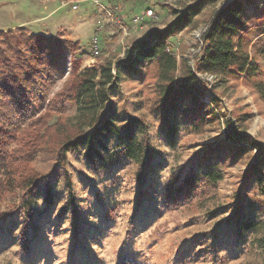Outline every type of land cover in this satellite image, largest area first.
<instances>
[{
    "label": "rangeland",
    "instance_id": "rangeland-1",
    "mask_svg": "<svg viewBox=\"0 0 264 264\" xmlns=\"http://www.w3.org/2000/svg\"><path fill=\"white\" fill-rule=\"evenodd\" d=\"M231 1L207 5L195 17L193 28L184 27L169 39L180 67L177 81L184 62L195 66L202 35L215 11ZM239 1L245 5L246 28L241 34L246 49L264 71L260 56L264 0ZM198 2L0 0V33L16 35L24 30L27 38L60 36L79 43L90 54L78 65L54 45L51 54L43 55L45 61L64 59L61 72H53L47 92V101L62 95L51 108L49 125L76 116V104L68 91L76 73L110 63L114 74L120 73V83L111 93L108 119L118 126L131 121L146 125L153 154L152 169L140 193L137 165L132 160L119 159L102 168L87 158L92 147L109 157L101 144L113 150L115 136H94L91 129V141L67 152L65 170L56 155L40 153L17 173L43 176L35 191L32 220L25 227V210H21L0 223V264H120L122 256L138 264H215L217 258L223 264H264V250L258 244L264 233V194L257 189V179L264 180V100L253 84L244 76L217 83L213 76L198 75L203 93L200 102L206 106L199 113L203 120L182 116L188 119L182 121L186 131L172 148L156 112V68L137 64L131 73L121 68L133 60L140 42L152 41L154 31H165L177 23L184 9ZM257 81H264V72ZM238 149H247V153ZM210 159L224 174L217 188L204 195L200 191L192 200L182 199L178 206L170 203L165 194L171 178L177 175L182 183L193 167L200 178ZM12 200L7 197L1 208L13 205ZM240 222L255 223V227L246 231ZM26 243L28 250L23 248Z\"/></svg>",
    "mask_w": 264,
    "mask_h": 264
},
{
    "label": "trees",
    "instance_id": "trees-1",
    "mask_svg": "<svg viewBox=\"0 0 264 264\" xmlns=\"http://www.w3.org/2000/svg\"><path fill=\"white\" fill-rule=\"evenodd\" d=\"M219 1L200 0L195 6L184 9L177 23L165 31H154L153 40L140 42L133 60L131 61V57L129 63L121 67L128 73L133 72L137 64L156 68L159 95L156 112L160 114L163 134L172 148L176 147L182 131H186L182 121L188 119H183L182 116L195 120L200 117L199 113L204 107L206 108L205 104L200 102L203 93L198 87L201 82L198 75L213 76L217 83H225L228 78L238 79L244 76L264 100V81H257L264 71L253 61L246 49L241 34L246 28L243 19L245 5L239 0H232L215 11L202 35L195 66L184 62L182 77L177 81L176 73L180 67L175 52L168 44L169 39L184 27L193 28L195 17L201 14L207 5H214ZM25 32L19 30L16 35L9 32L0 33V223L21 210H25V227L28 220H32L31 209L35 203V191L43 176H18L21 168L30 166L40 153L47 151L56 155L60 166L65 170L67 152L89 141L92 138L91 129H94V136H115L117 145L109 151L105 144H101L102 149L109 155L108 161L93 147L87 158L94 165L100 164L102 168L114 164L119 159L132 160L137 165L136 179L141 186L140 193H144L153 157L147 126H139L135 121L118 126L108 119L112 109L111 93L119 88L120 73L115 75L110 63L76 73L68 89L76 104V116L66 119L60 117L59 122L49 125L53 112L51 108L62 95L47 101V92L53 82V72H61L64 59L51 57L45 61L43 55L47 52L51 54L54 45L63 50V55L69 53L78 65L90 54L84 52L79 43L67 41L63 37L30 35L27 38ZM260 53V56L264 57V49L260 50ZM176 84L179 86L175 87ZM200 119L203 120V116ZM227 123L230 125L229 121ZM254 146L260 149L258 144ZM240 150L247 153V149H238V152ZM238 152L235 155L238 156ZM213 161L210 159L208 165L203 167L206 173H201L200 178L195 175L194 167L191 169L192 174L182 183L180 177L174 175L166 189L167 200L178 206L182 199L192 200L200 191H203L204 195L215 190L224 179V174ZM257 180V189L264 194V180L262 177ZM67 189L72 197L74 190L70 181L67 183ZM7 197H13L14 204L1 208ZM17 202L23 204V208L19 207L20 204L17 206ZM243 223H239L243 225V230L249 231L255 227V223ZM258 242L264 250V233ZM23 248L28 250L27 243ZM223 263L224 260L216 259L215 264ZM120 264L138 263L122 256Z\"/></svg>",
    "mask_w": 264,
    "mask_h": 264
},
{
    "label": "built area",
    "instance_id": "built-area-1",
    "mask_svg": "<svg viewBox=\"0 0 264 264\" xmlns=\"http://www.w3.org/2000/svg\"><path fill=\"white\" fill-rule=\"evenodd\" d=\"M149 14L151 15L152 14V12L151 11H149ZM99 53V51H96V55Z\"/></svg>",
    "mask_w": 264,
    "mask_h": 264
}]
</instances>
